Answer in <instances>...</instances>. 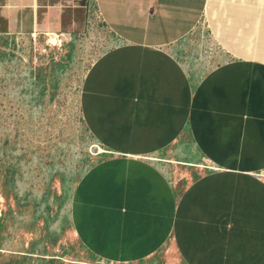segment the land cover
Listing matches in <instances>:
<instances>
[{
    "label": "crops",
    "instance_id": "1",
    "mask_svg": "<svg viewBox=\"0 0 264 264\" xmlns=\"http://www.w3.org/2000/svg\"><path fill=\"white\" fill-rule=\"evenodd\" d=\"M95 12L113 39L81 82L68 232L112 263L264 264V0H0V36Z\"/></svg>",
    "mask_w": 264,
    "mask_h": 264
},
{
    "label": "rangeland",
    "instance_id": "2",
    "mask_svg": "<svg viewBox=\"0 0 264 264\" xmlns=\"http://www.w3.org/2000/svg\"><path fill=\"white\" fill-rule=\"evenodd\" d=\"M91 17L83 34L0 36V264H116L86 254L66 225L69 191L95 152L80 123L81 82L113 39Z\"/></svg>",
    "mask_w": 264,
    "mask_h": 264
},
{
    "label": "built area",
    "instance_id": "3",
    "mask_svg": "<svg viewBox=\"0 0 264 264\" xmlns=\"http://www.w3.org/2000/svg\"><path fill=\"white\" fill-rule=\"evenodd\" d=\"M100 14H98V16H99ZM202 24H203V27L205 28L206 27V25H205V23L204 22H202Z\"/></svg>",
    "mask_w": 264,
    "mask_h": 264
},
{
    "label": "bare ground",
    "instance_id": "4",
    "mask_svg": "<svg viewBox=\"0 0 264 264\" xmlns=\"http://www.w3.org/2000/svg\"><path fill=\"white\" fill-rule=\"evenodd\" d=\"M56 44V43H55ZM101 151V150H100ZM206 168V167H205ZM116 264H119V263H116Z\"/></svg>",
    "mask_w": 264,
    "mask_h": 264
}]
</instances>
